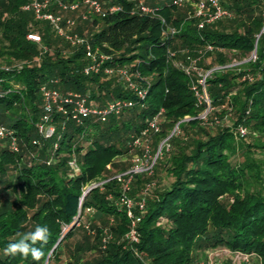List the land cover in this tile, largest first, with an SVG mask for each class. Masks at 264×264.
Here are the masks:
<instances>
[{
    "label": "trees",
    "instance_id": "trees-1",
    "mask_svg": "<svg viewBox=\"0 0 264 264\" xmlns=\"http://www.w3.org/2000/svg\"><path fill=\"white\" fill-rule=\"evenodd\" d=\"M29 1L0 0V55L21 63L0 66V122L13 130L19 146L14 151L0 141V264H61L62 249L84 228L81 218L87 210L95 239L75 245L72 264H195L197 253L218 246L264 264V32L257 36L264 0H222L231 15L203 27L196 16H181L172 0H141L154 13L142 12L140 0H99L106 8H117L94 14L93 25H102L85 37L110 55L104 65H125L137 75L135 81L147 87L142 99L116 75L102 69L84 73V46H72L58 34L71 51L52 43L53 25L23 9ZM59 1L82 0H54L48 9L55 12ZM165 25L175 33L165 34ZM30 31L40 33L43 47L27 38ZM208 44L211 50H206ZM254 47L255 57L238 70L226 66L228 52L244 57ZM181 48L193 56L214 53L223 66L207 75L206 90L211 106L226 103L232 110L231 126L201 122L198 114L205 104H197L192 89L197 76L176 64L188 62ZM50 79L62 91L87 94L89 104L103 106L122 98L133 105L105 120L91 115L77 121L54 112L55 131L44 137L37 127L43 112L40 86ZM161 107L160 129L149 133L155 145L176 123L179 132L166 139L168 147L156 157L151 175H133L128 194L143 195L142 187L160 169L168 182L146 193L142 210L134 209L139 240L129 242V219L114 202L120 182L109 168L130 166L116 159L129 154L133 139ZM240 124L256 136L238 146L232 129ZM93 183L98 184L85 193ZM109 193L113 198H107ZM37 226L49 230L46 243L33 245L44 252L40 261L6 253L10 243ZM104 229L110 237L102 248ZM92 248L98 252L88 256Z\"/></svg>",
    "mask_w": 264,
    "mask_h": 264
},
{
    "label": "built area",
    "instance_id": "built-area-1",
    "mask_svg": "<svg viewBox=\"0 0 264 264\" xmlns=\"http://www.w3.org/2000/svg\"><path fill=\"white\" fill-rule=\"evenodd\" d=\"M54 0H30L28 3L23 5V9L32 10L34 15L38 19H43L49 21L56 32L63 36L72 46L83 45L85 50V55L87 58V63L83 66V72L88 73H97L101 69L106 75H116L118 81L127 89L132 91L136 97L142 99L147 94V87L140 85L135 81L134 76L137 75L131 72L127 66H112L104 65V62L110 60V55L104 53L99 49V47H92L90 42L84 35H79L76 32H69L66 30L62 24V18L56 12H53L48 9L50 4ZM189 0H172V3L180 6ZM196 8L194 15L199 19L198 27H203L205 24L212 23L215 20L230 16V11L225 8L221 1L222 0H196ZM80 5L85 9V14H100L104 15L106 11H112L117 6L113 5L110 7H104L99 0H82V1H73V2H58V6L63 9L75 10ZM139 8L144 13H154V8L144 4L141 0L139 1ZM84 14V15H85ZM67 25L73 26L75 23L74 19H67ZM164 29L165 34H174L176 29L165 25ZM264 32V13H263V24L261 26L260 33ZM27 38L35 42L40 41V36L36 33L29 32L27 33ZM257 40V39H256ZM212 45L208 44L206 50H211ZM252 55L250 58L255 57V52H251ZM173 55V52H170ZM179 67H181L184 72L191 76L196 70L195 60H190L187 63L177 62ZM19 66V65H18ZM212 69L207 70L204 74H201L200 77H196V80L192 82V89L197 99V104H201L202 101H206V96L204 91V86L206 85V77L209 75ZM57 82L56 79H50L45 81L40 86V91L42 95V107L43 112L39 116L37 122V127L40 133L44 137H50L55 131V124L53 119L54 112H60L67 117H72L75 120L79 121L82 117L86 116H96L101 120H105L110 114H118L124 107L133 105V100L131 99H122L117 98L107 102L103 106L96 104H89L88 95L80 91L67 90L62 91L58 89L54 84ZM203 86V90L201 87ZM200 91V93H199ZM163 113V108L161 107L158 112L150 119L147 120V125L143 128L140 134L133 139L130 146L131 148L141 144V138L149 135L150 132H158L160 129L159 118ZM241 135L246 133V127L244 125H238L237 127ZM174 132L176 131L173 129ZM6 140L8 146L14 150L18 151L19 146L17 143L16 136L13 134V130L9 129L5 124L0 122V141ZM56 146V145H55ZM160 149L157 153L152 156L150 152V146L148 143L144 145L143 153L137 155L132 159V164L121 173L117 174V180L120 181V193L114 200L116 204L122 207L129 219L128 231L125 234V237L129 242H137L139 240V233L137 230V221L139 217L135 214L134 209L138 208L142 210L145 206V195L149 191V186L147 185L143 189V195L139 198H133L128 194L133 179V175L140 173L142 171H152L155 159L158 155ZM71 166L74 169H77L74 160L70 161ZM107 198H113L112 194H108Z\"/></svg>",
    "mask_w": 264,
    "mask_h": 264
},
{
    "label": "rangeland",
    "instance_id": "rangeland-1",
    "mask_svg": "<svg viewBox=\"0 0 264 264\" xmlns=\"http://www.w3.org/2000/svg\"><path fill=\"white\" fill-rule=\"evenodd\" d=\"M103 4V1H100ZM196 0H189L185 2L184 4L178 6V11L181 16H195V8H196ZM105 7V5L103 4ZM55 12L59 14L62 18V24L66 30H69V32H76L79 35H84V36H89L91 32L97 30L98 28L101 27L102 23L99 22L98 25H93L92 20L96 15L94 14H85V9L82 5H80L77 9L75 10H68V9H63L57 5L55 8ZM85 14V15H84ZM74 19L75 23L73 26H68L66 23L67 19ZM75 27H80L81 32L79 33ZM33 33H36L40 36V33H37L35 31H30ZM29 33V32H28ZM56 32L53 27L50 29V37H51V42L53 43L54 41H58V38H56ZM59 35V34H58ZM61 36V35H60ZM56 38V39H55ZM39 46H42V39L40 37V41L37 42ZM59 45L61 44V48L63 51L66 53L71 51V47L69 45H64V43H60L59 41L57 42ZM183 50L184 54H186V61L190 60H195L196 63V70L193 72L195 76L200 77L201 74H204L207 70L209 69H219L222 68L223 66L219 65L216 61L215 54H207L205 51L198 52L195 56L190 55L189 51L186 50L185 48H181ZM52 52V50H50ZM252 53H249L247 56H240L239 54H236V52H228L229 56V62L227 63L226 66L232 68L235 67L236 70H238L241 67V64L243 61L250 59ZM8 59H6L4 56L0 55V66L2 67H8L9 65H19V61H10L7 62ZM9 61V60H8ZM179 62V61H178ZM177 63V62H176ZM187 63V62H184ZM201 87V86H200ZM203 90V86L201 87ZM205 96H206V101H202L201 104H205V106L202 107L200 110L198 117L201 119V122L203 124H209L212 127L217 126V125H228L231 126L232 121H233V113L230 108H228L227 104L224 103L220 107H213L211 106L210 99L208 97V93L206 90V85L204 86V91ZM200 93V91H199ZM199 103V105H201ZM217 111V113H215ZM162 115L159 118V121L161 120ZM178 123L174 124V126L171 128L170 133H175L179 132L178 129ZM246 127V133L241 135L238 131L237 128L231 127L232 131L235 133V142L237 143L238 146H240L241 143H248L249 141L252 140V137L256 136L255 133H253L248 126ZM152 133V132H150ZM169 133V134H170ZM168 137H165L164 139L159 140L157 145H155L154 135H147L145 137L141 138V144L134 146L130 149L129 154H127L124 157L117 158L116 162L121 163V164H132V159L137 156L141 155L143 153L144 145L146 143L149 144L150 146V152L151 155L154 156L158 149V155L163 148H167V143L166 139ZM157 155V156H158ZM257 158H261L262 155L256 153ZM118 167L120 165H114L110 166L109 170L110 173H113V176H116L117 174L121 173L122 171H118ZM154 168V167H153ZM141 173H144L145 175H151L153 173L152 171H142ZM263 175H264V170H263ZM119 181V180H118ZM120 182V181H119ZM168 182V178L165 174V172L160 169L158 170V173L156 176L150 180V182H147L142 188H145L147 185L149 186V191L153 188H156L157 186L161 184H166ZM98 183H93L92 185H97ZM148 191V192H149ZM90 215L91 211L87 210V213H85L82 218H81V226H84V228H79L74 237L71 238L67 244V246H64L62 249V259H61V264H72L70 254L71 252L75 249V245L77 243L80 244V242H84L88 238V244H91L94 241L95 233L96 230L91 228L90 226ZM110 237V234L107 229H104L103 236L101 238V243L100 246L104 248L105 246V241L108 240ZM98 251L95 248L90 249L86 253H88V256H91L92 254H96ZM91 253V254H90ZM195 264H257L256 259L253 255L248 256L246 254H242L240 252H233L230 251L228 248L224 246H218L215 248H206L202 250L201 252L197 253L196 255V261Z\"/></svg>",
    "mask_w": 264,
    "mask_h": 264
},
{
    "label": "clouds",
    "instance_id": "clouds-1",
    "mask_svg": "<svg viewBox=\"0 0 264 264\" xmlns=\"http://www.w3.org/2000/svg\"><path fill=\"white\" fill-rule=\"evenodd\" d=\"M48 237V228L46 226H37L34 231L24 234L19 241L10 243L5 251L12 256L20 255L25 259L31 256L34 261H40L44 257V252L33 245L37 242L46 243Z\"/></svg>",
    "mask_w": 264,
    "mask_h": 264
},
{
    "label": "water",
    "instance_id": "water-1",
    "mask_svg": "<svg viewBox=\"0 0 264 264\" xmlns=\"http://www.w3.org/2000/svg\"><path fill=\"white\" fill-rule=\"evenodd\" d=\"M255 50H256V47H254L253 52H255ZM171 134H172V133H170L167 137H169ZM93 186H95V185H91V186H89V187L86 189L85 193H86L91 187H93Z\"/></svg>",
    "mask_w": 264,
    "mask_h": 264
}]
</instances>
